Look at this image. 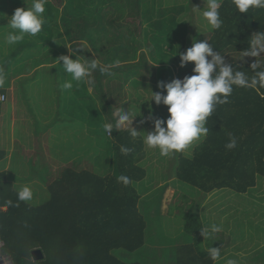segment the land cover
I'll return each mask as SVG.
<instances>
[{
  "label": "trees",
  "instance_id": "1",
  "mask_svg": "<svg viewBox=\"0 0 264 264\" xmlns=\"http://www.w3.org/2000/svg\"><path fill=\"white\" fill-rule=\"evenodd\" d=\"M195 2L197 0H184L182 3L171 0H85L77 8H71L70 11L76 15L69 19L60 16L59 7L47 1L43 15L48 19L45 20L42 31L35 37L26 36L21 47L11 49L5 56L0 47V67L6 65L9 70L15 64L16 73H25L33 67L30 63L39 66L43 60L48 63L57 60L60 54H68L64 46L68 41L64 34L52 31L60 29L58 18H64L65 28L70 32L76 19L80 21L85 16L86 21L77 32L68 34L72 46H77L79 53L85 55L82 59H96L101 66L119 62L118 67L110 68L112 75L101 74L99 69L91 73L95 75V91L102 92V101L106 96L105 80L119 81L121 88L125 84L143 85L149 80L165 81V76L170 74L171 61L167 60L168 52H165L162 44L170 40L171 47L175 46L177 50L185 39L186 47L192 46L193 41L187 40V33L188 21L191 16L194 18L195 12L192 9ZM108 4L115 6L114 9H110ZM127 5L140 16L138 24L134 21L137 34L129 27L126 32L117 26L123 19ZM2 7L0 4V9ZM93 12L96 16H93ZM220 12L223 27L217 31L212 30L208 40L215 44L214 51L220 50L223 53L232 47L243 50L248 47V40L253 33L264 32V9H250L240 13L231 0H223ZM79 21L75 23L74 29H77ZM195 22L191 24L192 37L200 41L202 33L195 29ZM151 26L161 29L159 35L149 34ZM79 40H82L80 46L84 49L79 48ZM49 46L54 49H49ZM43 47L46 49L44 58L38 55L35 57L34 48L41 51ZM149 51L153 63L157 64L150 63ZM27 58L32 59L29 64L26 62L29 60ZM72 58L75 59V56ZM131 59L134 61H130ZM232 62L235 61H230V64ZM236 64L250 76L253 75L251 64ZM193 67L194 63H191L182 68L177 77L182 79L185 75H192ZM40 69L42 68H38L35 73ZM4 72L8 73L7 70ZM29 78L33 79L31 76ZM73 83L74 88L78 85L84 90L85 100L91 98V108L97 110V120L102 125L100 130H96L97 140L89 142L83 149L87 153L91 149L98 151L99 147L93 144L95 142L105 150L98 153L97 157L113 154L110 157L114 162V172L105 176L94 170L68 167L48 185L49 198L38 202L33 196L29 202H19L17 191L22 185L16 184L6 171L1 170L0 239L4 246L0 251V263L7 256L11 259L10 264H148V258L145 257L140 262L125 260L119 251L131 253L144 247H153V253L159 250L165 256L168 255L169 246L162 248L155 241L153 243L156 245L150 246L147 242L149 223L144 214L145 207L143 209L141 205L145 190L137 187L138 183L147 181L148 173L140 163L145 156L142 139H133L125 129L113 130L108 136L103 130V114L99 112L100 106L97 105L95 95L88 88L87 79ZM4 92L5 89L0 88V94ZM95 94L99 98L98 93ZM2 103L3 101L0 102V114ZM102 104L107 110L112 108L107 101ZM127 108L129 109L128 106ZM207 127L209 132L195 148L193 155L179 157L174 169L176 177L203 193L218 189L247 193L257 185L258 177H264V89L257 93L253 89L234 88L228 103L217 106L208 119ZM230 137H235L237 141V147L232 150L225 147ZM122 145L131 149L127 155L121 153ZM6 156V150L0 149V161ZM32 160H29L30 167L34 165ZM122 175L129 178L127 185L118 179ZM36 176L43 182L47 180L46 175ZM168 185L167 183L163 187ZM150 197L147 196V199ZM9 200L14 204L19 203V206L9 207ZM202 227L201 215L190 208L185 232L192 237L191 244L170 249V264H214L201 245L204 239ZM208 244L213 247L220 245ZM35 249L42 250L43 259L35 260ZM155 256L156 259L159 258L158 255Z\"/></svg>",
  "mask_w": 264,
  "mask_h": 264
},
{
  "label": "rangeland",
  "instance_id": "2",
  "mask_svg": "<svg viewBox=\"0 0 264 264\" xmlns=\"http://www.w3.org/2000/svg\"><path fill=\"white\" fill-rule=\"evenodd\" d=\"M19 1L0 0V4L3 6L0 9V17L5 14V18H0V47L4 52V56L11 49L17 46L21 47L24 44L20 42L16 45H8L5 41V36L9 31L7 17H11L17 7H26L23 1L18 3ZM47 1L48 3L51 2L52 5H57L59 10L62 9L60 16L63 15L69 19L76 15L70 11L71 8H77V5L85 2V0ZM115 1L120 2L122 0ZM171 1L182 3L184 0ZM194 5L203 9L204 2L197 0ZM107 6L110 9L115 7L109 4ZM126 7L123 19L117 26L126 32L129 27L137 34L134 21L138 24L140 16L129 5ZM48 14L51 16L50 13ZM93 16H96L95 12H93ZM47 19L46 17L45 20ZM58 20L60 29L52 32L56 34L63 33L68 44L72 46L68 34L77 32L81 24L85 23V16H82L80 21L76 19L75 23L79 21L77 29H74V23L70 32L65 28L64 18H58ZM194 22L195 29L202 33L200 41L209 40L212 30L202 18V10L195 12L194 18L191 16V20L188 21L187 40L192 41L193 32L191 29L193 26L191 27V24ZM149 31V34L159 35L161 29H155L151 26ZM78 42L77 44L80 46L82 40ZM162 46L165 52H168L167 60L171 61L169 63L170 74L168 71L169 75L165 76V82H170L173 78L179 77L182 68H186L194 62H189L186 67H180L178 53L187 49L185 39L181 41L177 50L175 46L171 47L170 40L163 43ZM140 48L144 49V47ZM232 48L223 52L228 63L232 60L240 64L255 62L256 57H245L244 61H240L238 58L241 50ZM34 49L33 54L35 57L38 55L40 58H44V51L46 50L44 47L41 51H38L37 48ZM49 49H54V47L49 46ZM66 50L68 52L67 47ZM150 54L149 51L148 57L150 63H153ZM261 55L264 56V53ZM31 60H27V64ZM257 60L264 64V57H258ZM130 61H134V59ZM30 65H33V67L25 73H16L15 68L17 65L15 64L9 70L6 65L0 67L4 71H8L3 87L6 99L2 103L0 114V149L6 150L7 156L3 161H0V171H6L9 178L16 184L22 185L21 187L29 185L33 190L35 200L41 202L45 198H49L48 185L59 178L66 168L94 170L106 176L114 172V162L111 158L113 154L104 155L103 157L96 156L100 152H105L104 148L98 143L93 142L94 146L99 147L98 151H96L97 149H91L87 153L83 149L89 142L97 140L96 130H100L102 127L100 121L97 120V110L91 108L93 103L91 98H88V101L85 100L84 90H81L78 85L74 88L73 81L71 89L63 88V84L71 80V77L64 72L62 65L57 60L48 63L43 60L42 64H38L39 66L33 63H30ZM153 66L155 67V65ZM38 68L42 69L38 70L36 74L35 71ZM30 76L33 79L29 78ZM94 77L93 73L86 78L87 84L90 92L95 95L97 105L100 106L99 112L103 114L105 122L115 123L114 111L121 106H125L126 110L130 112H139L134 115L132 126L137 131H141V137L144 135L143 131L153 129L152 121L145 119L150 115L149 102L146 101L138 105L134 100L129 99L137 95L148 97L151 91L148 88H151L152 91H165L166 94V90L157 87V81L149 80L148 83L139 86L125 84L121 88V82L105 80L106 96L104 101L112 105V108L107 110V107L103 108L102 92L95 91V86H93ZM95 92L98 93L99 98H97ZM151 110V115L154 117L166 119L169 116L167 106L162 103L157 106L154 101H151ZM142 120H144L143 123H141ZM127 127L130 128L131 124L129 123ZM121 130H124V128H121ZM205 137L194 141L184 151L169 157L160 156L158 149H150L143 143L145 156L140 163L148 170L147 181L144 180L138 183L137 187L139 190H145L141 205L147 211L144 214L147 215L149 223L147 242L150 246L156 244L162 248L169 246L167 249L168 255L165 256L162 253L163 251L159 250L153 253V247H144L131 253L119 250L124 255L125 260L140 262L145 257L148 258V264L159 262L170 264L171 261L168 260L171 256L170 249L174 247L182 248L187 244H191L190 238L192 237L185 232V223L190 208H193L201 215L203 226L215 223L222 227L221 232L216 233L212 238L203 239L201 244L204 249L210 246L208 243L212 245L215 243L220 244L221 256L223 257L221 264H226L228 259H235L238 264H264V177H258L257 185L247 193L236 192L232 189H218L203 193L200 189L182 182L176 177L174 169L179 157L183 155L192 156L195 148L201 144ZM31 158L34 160V165L30 167L29 160ZM34 168H36V171H34ZM38 174L46 175V182L37 178L36 175ZM167 183L169 185L163 187ZM149 195L151 197L147 199ZM172 237H175V239H172ZM213 239L214 241H212ZM155 255H158L159 258L156 259ZM1 261L0 264H4V262L10 264L11 259L4 256ZM218 262L220 263V261Z\"/></svg>",
  "mask_w": 264,
  "mask_h": 264
},
{
  "label": "clouds",
  "instance_id": "3",
  "mask_svg": "<svg viewBox=\"0 0 264 264\" xmlns=\"http://www.w3.org/2000/svg\"><path fill=\"white\" fill-rule=\"evenodd\" d=\"M23 3L26 7H17L14 14L7 17L9 31L5 36V41L8 45L19 44L26 36H37L45 23L43 14L47 0H23ZM222 3L223 0H204L203 9L194 5L192 11L202 10V18L207 26L211 30L217 31L222 29L224 24L220 12ZM231 3L240 13L248 12L250 9H264V0H231ZM60 11L62 12V9ZM0 18H5V14ZM192 41L191 47L187 48L185 52L178 53L180 67H186L189 62H194L192 75H185L182 79L173 78L170 82L158 81L157 87L166 90V94L165 91H152L151 88H148L151 90L148 97L137 95L129 99L134 100L138 105L146 101L149 102L150 115L145 119L152 121L153 129L143 131L144 135L141 137V131H137L132 126L133 117L139 112H130L126 110L125 106H121L113 113L115 123L105 122L103 125V130L107 135L110 136L113 130L119 131L124 128L133 139L140 137L148 148L158 149L160 156L169 157L184 151L194 141L208 134V119L213 115L217 106L228 103L234 88L253 89L257 93L260 92V89H264V64L257 60L258 57H264L261 55L264 53V32L253 33L248 40V47L240 51L238 58L240 61H244L245 57H256L255 62L250 65L253 73L251 76L242 70L243 68L238 66L236 61L228 63L224 53L220 50L214 51L215 44L213 42L198 41L195 37L192 38ZM65 45L68 54H62L56 58L64 72L71 77V80L63 84L64 89H71L72 81L85 80L94 70L99 69L101 74L112 75L110 68L119 66L118 61L112 65L101 66L96 59H82L85 55L78 52L77 46L73 47L67 43ZM79 47L83 48V46ZM72 56H75V59ZM5 82L6 73L0 68V88L4 87ZM5 99L6 97L0 94V102ZM151 101H154L157 106L161 103L166 105L169 116L166 119L152 116ZM143 122L144 120L141 121V123ZM129 123L131 124L130 128L127 127ZM225 147L228 150L235 149L237 147L235 137H230ZM120 151L127 155L131 149L122 145ZM118 179L125 185L129 183V178L126 176L122 175ZM33 195L32 188L29 185H24L17 191V201L29 202L33 199ZM7 205L18 207L19 203L14 204L9 200ZM221 231L222 227L215 223L201 228L204 239L212 238ZM203 250H206L214 264H217L221 259L220 247L209 246ZM226 264H238V262L235 259H228Z\"/></svg>",
  "mask_w": 264,
  "mask_h": 264
},
{
  "label": "water",
  "instance_id": "4",
  "mask_svg": "<svg viewBox=\"0 0 264 264\" xmlns=\"http://www.w3.org/2000/svg\"><path fill=\"white\" fill-rule=\"evenodd\" d=\"M33 256L35 260H40L44 258V253L42 252L41 249H35L33 250Z\"/></svg>",
  "mask_w": 264,
  "mask_h": 264
},
{
  "label": "crops",
  "instance_id": "5",
  "mask_svg": "<svg viewBox=\"0 0 264 264\" xmlns=\"http://www.w3.org/2000/svg\"><path fill=\"white\" fill-rule=\"evenodd\" d=\"M172 239H175V237H172ZM218 247H221V245H219ZM222 250V249H221ZM223 259V257L221 256V259L219 260L220 261V263L219 262H217V264H221V260ZM246 259V258H245ZM161 263H163V262H159V263H157V264H161Z\"/></svg>",
  "mask_w": 264,
  "mask_h": 264
},
{
  "label": "built area",
  "instance_id": "6",
  "mask_svg": "<svg viewBox=\"0 0 264 264\" xmlns=\"http://www.w3.org/2000/svg\"><path fill=\"white\" fill-rule=\"evenodd\" d=\"M2 95H4L5 96V94L4 93H2ZM4 246V242L2 241V240H0V250L2 249V247Z\"/></svg>",
  "mask_w": 264,
  "mask_h": 264
}]
</instances>
